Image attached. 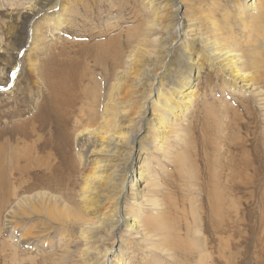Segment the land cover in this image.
I'll return each instance as SVG.
<instances>
[{"label":"rangeland","instance_id":"rangeland-1","mask_svg":"<svg viewBox=\"0 0 264 264\" xmlns=\"http://www.w3.org/2000/svg\"><path fill=\"white\" fill-rule=\"evenodd\" d=\"M178 1L183 4L179 14L185 13L189 30L199 29L204 39L210 21L224 29L220 18L239 3ZM163 2L156 0L155 4ZM41 4L44 1L0 0V143L1 138L8 143L4 149L7 159L20 155L16 151L24 154L7 182L15 195L7 194L9 200L0 205V264H101L97 253L106 248L111 253L117 250L111 255L119 264H264V77L262 84L235 92L219 87L206 64L197 70L198 75L193 72L191 104L180 105L182 98L173 95L180 113L176 110L178 115L166 131L156 138L146 132L139 137L147 136L148 178L138 183L137 191L126 190L119 200V210L124 209L137 229L119 226L112 233L105 220L121 188L116 178L115 186L94 178H108L130 157L131 138L144 114L139 106L142 85L152 79L145 74L158 72L162 61V26L153 28L151 23L168 12L147 0H60L71 14L66 16L67 25L54 32L49 20L59 16L39 12ZM97 34L104 36L100 40L104 45L111 38L123 48L122 67L111 80H105L99 68L88 70L92 58H84L82 75H92L78 82L79 70L75 90L79 94L86 88V97L106 81L107 92L99 103L103 106L94 110L96 115H88L90 99L86 104L78 99L62 119L56 118L55 110L44 113L41 107L53 105L52 92L39 76L46 67L48 72L60 66L67 69L68 63L79 59L61 58L59 44L63 39L86 42V35ZM28 36L34 41L27 43ZM51 59L60 63L51 67ZM164 82L168 87V80ZM72 92L64 96L71 97ZM187 106L191 107L184 111ZM153 113L147 105L145 118L154 122ZM89 116L97 117V125L89 123ZM230 121L232 129L218 128ZM204 128L212 134L204 136ZM24 157L32 163H22ZM139 157L140 152L131 157L135 169ZM98 162L118 165L103 168ZM9 173L7 168L2 175ZM159 218L166 220L162 221L165 231L155 229ZM161 235L168 240L166 246L171 241L179 243V248L166 251Z\"/></svg>","mask_w":264,"mask_h":264},{"label":"bare ground","instance_id":"bare-ground-1","mask_svg":"<svg viewBox=\"0 0 264 264\" xmlns=\"http://www.w3.org/2000/svg\"><path fill=\"white\" fill-rule=\"evenodd\" d=\"M42 1H44V4H41L40 7L38 8L39 12L41 13L42 12H48V13L53 12L54 14L59 16V17H54V18L52 17L49 20V23L54 27V32L58 31L63 26L67 25L68 20L66 16L68 17V15L71 14V11H69V14H68V10L67 11L65 10L66 9L65 6L61 7L62 5L59 4L60 0H53L54 4H51V6H49L48 3H50L52 0H42ZM165 1L166 3L163 2L161 4L159 3L155 4L156 0H147L149 5L151 6L159 5L158 9L165 8L163 10L167 11L168 13H165L162 16L163 18L157 17V20H155V18L154 19L152 18L153 20L151 19L153 21V23H151L152 24L151 27L154 28L156 26L157 28L158 24L162 26L160 27L163 33L160 38V41L162 42L161 44L163 45L160 48V50H162V53H163V54L161 53L162 61L159 66L160 68L158 69L159 70L158 72H153L151 74V70H150L147 72L148 74L147 73L145 74L146 77H148L149 79L151 78L152 79L147 83V85L145 84L144 86L142 85L144 90L141 93L142 101L139 103V106H140V109H143L144 114L139 118L138 128L136 129V132L133 134L131 138V148L128 151L130 157L127 162H124L121 165L120 169H119V165L115 163H113L112 165L107 164V165L102 166V164L98 162L99 163V166L97 165L98 167L107 168L109 166L113 167L115 165H118V169L113 170V172L111 171L109 173L110 175L108 178L110 179H108L106 176L105 177L96 176L94 178V181L98 180L99 182L104 181L106 179V181H104L106 184L112 185V186L113 185L115 186V184L116 185L118 184L121 188L120 193L117 195L115 199L116 202H115L114 209L109 214L108 219L105 220L109 222L110 232L112 233L115 232L120 227L122 229H128L131 231L137 229L136 222L132 221L131 217L128 214L124 213V209L119 210V200L125 194L126 190H128V192L130 190L132 193L133 191H137L138 189L136 187L139 185L138 183L143 182L145 179L148 178V170L146 168V156L148 155V144L146 142L147 136H144V137L142 136V138H139V137L144 132H146L148 136L150 135L156 138L157 136L162 135L164 131H166V127H168L172 122L171 119L177 117L178 115L176 113V110H178V113H180V110L174 105L172 101L173 95L177 98H182V100H179L178 102L180 105L189 104V103L191 104V102L193 101V93H192L193 90H191L192 88L191 79L193 78L192 77L193 72H195L196 75H198L199 71L197 70H199L201 67L203 69L202 65L206 64L212 70L211 71L212 74L213 75L215 74L216 79L219 82V87H221L222 89H230L235 92L237 90L247 91L249 89H252L253 87L258 86V84H262L261 79L264 77V0H239L238 1L239 3L235 4L231 8L230 11L226 10L224 16L220 18L222 20L221 23H223V25L225 26L224 29H221L220 23L219 24L211 23L210 21V24L205 28L206 35H207L205 39L202 36L203 34L201 32L198 33L199 29L192 27L193 29L189 30V28L185 24L186 22L185 13L179 14L180 6L183 5L181 1H178V0H165ZM15 6L18 7L19 5H15ZM39 12H36L35 14L37 13L39 14ZM209 13H212V12L210 11ZM37 15L35 16L37 17ZM155 15L157 16L159 14L157 13ZM207 18H210V16H207ZM31 30H32L31 32L33 33V29ZM67 30L69 31L70 29H67ZM179 30L181 31V37H180ZM103 37L104 36L100 34L92 35V36L86 35L85 36V39H87L86 42L79 41V40L78 41H71V40H66V39L62 40V42L59 44L60 48H59L58 55L61 58H76V59L79 58V59L68 63L69 66L67 69L66 68L64 69L62 66H60L61 68L59 67L56 71L48 72L49 69L47 70V67H46L45 71L41 74V76H39L41 77L43 83L47 85V89H49L52 92L50 100L53 103V105L50 106L47 104V106H44V108L41 107V110L44 113H49V112L51 113V111L55 110L56 118L62 119L63 117L69 115L68 112L70 111V109L73 110V108L76 106L78 102V99L81 100L82 102L84 101V104H86V99H90V101H88L87 103L90 105L89 110H88V113H89L88 115L90 114L96 115L97 112L94 110H97L96 109L97 107L99 108L103 106V104L99 105V103L103 101V93L105 92V89H106L105 84L107 83L106 81L100 84L99 91H97L98 90L97 89L96 90L97 92H89L86 95V97L83 96L87 93L86 88L82 87L83 90L82 89L80 90L81 93L78 91L79 94H77L75 90L76 80L78 78V71L82 67V59L84 58L93 59V60L92 59L90 60L91 67H88L87 65L88 70L89 71L92 70L94 72L95 69L99 68V71L101 70L100 72H102V75L105 78V80H108V79L111 80L115 72L117 70L119 71L120 68L122 67L121 62L123 60L121 58L125 57L124 54L122 53L123 48L119 46L117 42H115L116 39H111V38L110 39L108 38L109 44L104 45L103 44L104 40L100 41ZM26 39H27L26 40L27 43L30 41V39L32 40V42L34 41V37H30V36H28ZM70 54H73L74 56L70 57L71 56ZM51 61L52 62L50 63V66L52 64L60 63L59 60L56 61V60L51 59ZM62 64L63 62L61 63V65ZM85 66L83 68H85ZM90 75H92L91 72H89V74L85 77L84 75H82V71H81L80 78L77 81L79 82L83 80L84 82L88 80L89 78H91ZM165 79L168 80L169 82L168 87H167V84L164 82ZM49 82L51 83L49 84ZM83 82H81V84ZM136 85L137 87H139V84H136ZM71 90H73L71 97L70 96H69L70 98L65 97L64 96L65 93ZM153 97L154 99H152ZM96 100L99 102H97ZM94 101L96 102V104L94 103ZM106 103H108V101ZM106 103H104V105H106ZM147 105H148V109L154 112L152 114L154 118V122L152 119L148 117L145 118V114L147 113ZM190 107L191 106H187L186 109L184 108L183 110L184 111L188 110ZM244 107H246V105L243 106V108ZM91 112H94V113H91ZM71 113L72 115L70 116L75 117V113L73 111H71ZM226 113H232V111L231 112L226 111ZM54 116H53V119L55 120L56 118ZM93 118H90V116L88 117L89 123L90 124L93 123L97 125L96 123L98 121L97 117L95 119ZM224 119H226V116ZM75 121L77 122L78 119L75 118ZM143 122H144V131H142V124H141ZM57 127L58 125L56 126V128ZM219 127L221 128L220 130L232 129L231 121L230 123L218 126V128ZM84 130L86 131V129ZM209 131L210 130H207L204 128L203 131L201 132H203V135L205 136L207 133H209ZM70 132L71 131H69V133ZM201 132L200 134H202ZM191 134L193 135V133ZM209 134H212V133H209ZM65 140L69 142L68 138H65ZM112 144L113 143L109 145H112ZM116 144L117 143L115 142L114 146H117ZM6 146H8V143L5 141L4 138H1V143H0V205L4 204L5 201L7 202V200H9L8 195H10V197H13L15 195L14 191L9 187V184L7 182L9 181V178L13 175L11 172L16 170V168L20 166L21 158L24 155L21 153V150H20V151H16V153L19 152L20 155H16V157H10L9 159H7L5 155V151H4ZM25 151L27 153L26 149ZM136 152H140V157L138 158L139 162L135 169V165H132V161L130 160H131L132 155L135 154ZM205 156L206 155H204V157ZM24 158L25 159L22 160V163L25 161V165H27V163L29 165L32 163L27 157H24ZM113 162H117V160L116 161L113 160ZM7 168H10V173L8 174V176H6L7 174H5V176L4 174L2 175V172L6 170ZM132 170H133L132 177L129 181L128 174ZM116 172L119 174L116 175ZM114 178H116L115 184L113 182ZM20 180L21 179H19V181ZM117 181L118 183H116ZM5 190H6V193L4 194ZM11 200H13V202L15 201L14 199H11ZM12 215L16 216L17 214L13 211ZM163 219L164 218H159L156 220V222L161 221L158 224V227H155V229H157L158 231H165V229H167L166 228L167 226L164 225V222H162ZM167 235L170 237L169 233ZM162 240H165V239L163 238ZM174 240H173V243H174ZM186 242L189 243L188 240H186ZM165 243H168V240H165L164 243L162 241V244H161L162 246H164L166 251H171L172 249L178 247V244H179V243L172 244L171 241H169V245L166 246ZM192 244H188V245H192ZM199 249L200 248H198L197 250ZM174 250H177V249H174ZM115 252H117V250H115L114 253H111V249L109 248L103 249L102 251L98 252L97 255H99L102 258L101 264H119L118 261L113 259L114 257L113 255L115 254Z\"/></svg>","mask_w":264,"mask_h":264}]
</instances>
